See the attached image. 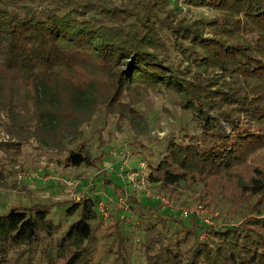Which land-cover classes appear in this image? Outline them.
Instances as JSON below:
<instances>
[{"label": "trees", "instance_id": "trees-1", "mask_svg": "<svg viewBox=\"0 0 264 264\" xmlns=\"http://www.w3.org/2000/svg\"><path fill=\"white\" fill-rule=\"evenodd\" d=\"M183 1L216 13H180L176 0H0V126L17 137L0 136V180L22 166L31 137L57 151L63 166L96 164L86 139L68 144L80 122L66 117L63 83L76 89L74 112L102 105L122 120L139 110L128 96L134 87L178 94L186 116L148 160V177L163 185L204 182L263 149L264 0ZM242 186L257 191L264 180ZM100 199L61 201L67 215L77 214L66 228L52 216L58 201L0 211V264H104L94 261ZM142 209V258L122 234L105 264H264V213L214 226Z\"/></svg>", "mask_w": 264, "mask_h": 264}, {"label": "rangeland", "instance_id": "rangeland-1", "mask_svg": "<svg viewBox=\"0 0 264 264\" xmlns=\"http://www.w3.org/2000/svg\"><path fill=\"white\" fill-rule=\"evenodd\" d=\"M176 1L180 13L203 16L216 13L215 9L207 6ZM96 70L98 76H107L104 71ZM58 89L62 92L65 109L71 110L66 117L76 115L80 122L77 130L69 129V133L78 135L68 144L86 139L92 154L98 155L96 164L63 166L59 164L57 151L31 137L24 142L22 166L0 180V211L18 203L58 201L53 204L52 216L61 220L63 228H66L77 214L67 215L61 201L84 194L104 199L108 214L100 217L94 256L95 263L104 264L112 262L114 253L109 246L122 234L130 242L134 258H142L137 248L144 233L138 226L141 221L138 209L142 207L152 217L175 215L187 223L193 219L202 225L214 226L239 222L248 214L264 213V188L258 187L255 191L252 187L242 186L252 176L264 180V148L230 172L204 182L186 180L176 185H163L148 177V160L160 155L165 138L172 131H177L180 121L186 116L174 91L156 87L132 88L128 96L137 101L139 110L133 113V118L122 120L114 114L107 117V110L102 105L98 108L93 105V112L79 115L73 111L75 105L71 103L77 101L74 97L76 89L68 83H63ZM56 115L63 117L60 113ZM0 136L17 138L1 126ZM139 142L149 145V149L135 152ZM107 180L121 184L125 192L116 191L114 183ZM205 217L209 222L204 221Z\"/></svg>", "mask_w": 264, "mask_h": 264}, {"label": "built area", "instance_id": "built-area-1", "mask_svg": "<svg viewBox=\"0 0 264 264\" xmlns=\"http://www.w3.org/2000/svg\"><path fill=\"white\" fill-rule=\"evenodd\" d=\"M75 198L79 199L80 196L75 197ZM105 205H106V203H105L104 199L101 198L98 201V210H99L101 216H105L108 214V211H107ZM204 221L207 223V222H209V219L207 217H205ZM201 231H203V230H201ZM199 235H200V237H202L204 235V231H203V233L201 232Z\"/></svg>", "mask_w": 264, "mask_h": 264}]
</instances>
